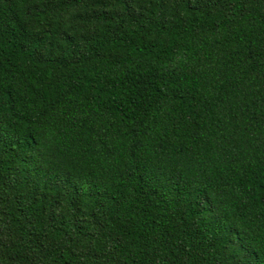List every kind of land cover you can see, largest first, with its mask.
Returning a JSON list of instances; mask_svg holds the SVG:
<instances>
[{
	"label": "trees",
	"instance_id": "trees-1",
	"mask_svg": "<svg viewBox=\"0 0 264 264\" xmlns=\"http://www.w3.org/2000/svg\"><path fill=\"white\" fill-rule=\"evenodd\" d=\"M0 264H264V0H0Z\"/></svg>",
	"mask_w": 264,
	"mask_h": 264
}]
</instances>
